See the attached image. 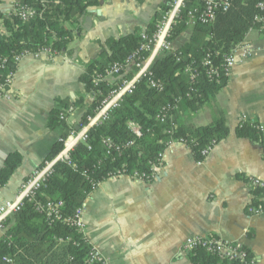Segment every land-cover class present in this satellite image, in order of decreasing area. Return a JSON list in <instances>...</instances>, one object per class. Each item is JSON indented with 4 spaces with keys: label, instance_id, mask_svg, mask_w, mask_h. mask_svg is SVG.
Listing matches in <instances>:
<instances>
[{
    "label": "crops",
    "instance_id": "crops-1",
    "mask_svg": "<svg viewBox=\"0 0 264 264\" xmlns=\"http://www.w3.org/2000/svg\"><path fill=\"white\" fill-rule=\"evenodd\" d=\"M95 1L86 15L67 25L76 35L69 54L54 58L44 52L29 54L16 66L10 88L13 98L0 101V169L12 153L22 156V164L0 189V207L15 199L22 182L61 138L62 128L48 126L50 114L59 102L75 103L85 96L80 79L86 67L99 58L105 43L136 29L147 31L171 0ZM14 2L0 0L3 17L14 12ZM259 28L251 30L243 44L264 46V32ZM184 32L172 41L174 50L186 45V39L176 45ZM5 33L0 20V35ZM189 36L190 42L192 30ZM160 57L155 56L151 65ZM135 74L130 67L127 77ZM105 81L114 85L118 78L106 76ZM85 109L72 114L66 124L76 129ZM220 110L226 113L229 136L203 163L196 161L186 145L173 143L152 182L112 177L89 195L84 202V236L108 264H192L181 253L183 243L191 237L238 243L251 253L255 264H264V213L248 212L254 202L249 180L264 182V150L236 135L241 122H258L264 131V54H253L235 64L221 92L200 110L182 114L187 124L207 126ZM4 234V230L0 232V239Z\"/></svg>",
    "mask_w": 264,
    "mask_h": 264
},
{
    "label": "trees",
    "instance_id": "trees-1",
    "mask_svg": "<svg viewBox=\"0 0 264 264\" xmlns=\"http://www.w3.org/2000/svg\"><path fill=\"white\" fill-rule=\"evenodd\" d=\"M20 1L35 10L36 15L23 21L16 12L9 18L0 13L6 31L0 35V60L7 61V69L0 71L3 79L16 72L14 59L18 55L37 54L45 49L56 56L69 54L68 47L76 35L67 25H74L97 4L95 0ZM259 1L233 0L230 10L219 13L212 25L192 27V38L188 44L155 61L151 74L143 78L132 93L124 96L120 107L112 111L110 119L104 125L91 129L87 142L76 146L71 154L76 168L58 164L40 190L38 202L63 204L60 216L47 217L36 211V203L25 202L19 212L6 220L5 234L0 239V264H9L3 261L5 257L12 260L11 264H99L90 262L96 249L86 240L84 232L73 225L72 219L101 182L118 176L132 177L138 173L145 175V182L150 183L157 177L154 169L162 167L163 155L171 144L186 145L196 161L202 162L205 160L202 156L204 150L217 146L229 136L225 111H217L215 119L207 126L187 124L183 112L200 110L227 86L229 74L224 60L244 42L251 30L259 28L255 21L260 15L257 9ZM193 6L188 5L183 11V18ZM158 18L145 31L150 36L156 31ZM187 28L186 19L178 23L171 41ZM141 34L142 31L136 29L127 36L106 42L99 58L86 67L80 80L85 87V96L92 95L95 99L83 116V122L95 113L109 92L119 86L118 81L110 85L102 78L114 64H123L139 48ZM207 56H210L213 69L218 71L213 80L207 76L209 67L203 65ZM187 66L198 74L197 81H191L185 74ZM151 82L157 86L153 87ZM85 96L73 104L59 102V108L51 112L48 126L51 130L62 128L63 139L67 138L72 128L60 119L62 109L70 104L82 109ZM169 106L177 108L171 110ZM162 118L164 122H161ZM131 124L140 128V137L134 135ZM236 135L260 144L264 150V131L258 122H241ZM106 139L112 142V148L104 144ZM62 149L63 144L57 141L47 158L56 157ZM21 164L19 153L7 157L0 169V189ZM251 193L254 195L252 207L264 206V201L260 200L264 191L252 189ZM244 249L248 255L245 262L222 259L202 247L195 248L187 256L192 264L255 262L251 253Z\"/></svg>",
    "mask_w": 264,
    "mask_h": 264
},
{
    "label": "built area",
    "instance_id": "built-area-1",
    "mask_svg": "<svg viewBox=\"0 0 264 264\" xmlns=\"http://www.w3.org/2000/svg\"><path fill=\"white\" fill-rule=\"evenodd\" d=\"M16 14L23 21H28L32 19L36 12L31 7L23 5L20 0H15ZM189 4H194L187 13L191 24L209 25L215 21L219 13H225L230 10L233 4V0H171L167 9H165L161 14V19L156 25V31L152 36L148 33L143 32L141 34V43L139 48L131 54L123 64H114L110 70L107 72L106 76H114L118 78L119 86L114 88L109 92V94L101 102L100 106L95 110L93 116L87 118V124L84 127V132L81 136L82 141L87 139V130L92 127H98L102 125L106 120L109 119L110 114L113 110L120 107L124 96L132 93L137 84L140 81L151 74L152 65L149 63V58L155 56H162L164 54H169L174 51L173 43L171 41V35L175 28L176 21L182 16L183 11L188 8ZM257 9L260 15L256 16L255 21L259 25V30L264 32V0H260L257 4ZM255 49V50H253ZM44 53H49V50H43ZM253 54H264V46L257 48H251L249 44H240L233 52L225 58L224 65L228 74H230L231 69L235 64L245 62L253 56ZM29 54H21L15 57V65L18 66L19 63L27 57ZM212 61L210 56L204 60L203 65L209 67L207 71V76L209 79L213 80L217 76L218 71L213 69ZM135 69L136 74L133 78L127 77V72L129 68ZM7 69V61L0 60V71ZM15 73H10L6 77H0V97L1 95H6L9 99L12 98V93H6L5 90L8 89L14 80ZM185 74L189 76L191 81L195 82L198 80V74L194 73L191 66L185 68ZM105 78H102V80ZM153 87L157 85L151 82ZM11 88V87H10ZM9 88V90H10ZM93 103L95 97H89ZM171 110L177 107H170ZM60 114V119L62 121L68 120L70 113L74 112V107L70 106V112L67 113L65 109H62ZM164 118V117H163ZM161 122H164V119ZM132 130L136 136H140V129L135 124H131ZM73 135V132L71 133ZM76 140L73 136L68 140L64 141L60 139V142L64 144V150L54 158L45 159L34 171L33 173L21 184V187L15 196L13 201L5 202L0 207V232L5 229V221L13 214L19 212L24 206L25 202L36 203V211L40 214H45L47 217L60 216V209L63 207L61 202H38L37 196L40 190L45 186L46 182L53 175L55 167L58 164H66L72 168H76L75 163L72 161L71 152L74 151V147L77 142L73 145L72 142ZM108 148H112L110 141L106 142ZM213 148H208L203 151L202 156L207 157ZM160 168L154 169L157 173ZM135 180L144 181L145 175H140L136 173L132 176ZM249 186L251 189H259L264 191V182L260 179L251 178L249 180ZM264 201V195L262 199ZM84 211L85 206L82 205L75 213L72 219L73 225L81 232H85L86 225L84 221ZM249 214L258 215L264 213V206L258 208L250 207L248 209ZM205 248L207 252L218 255L222 259L229 261H246L248 255L246 250L238 243L230 242L216 237L200 238L191 237L188 238L182 245L181 253L188 255L195 248ZM4 262L11 264L12 260L5 257ZM91 263L107 264V261L101 256V254L96 250L92 255ZM248 264H255L254 261Z\"/></svg>",
    "mask_w": 264,
    "mask_h": 264
},
{
    "label": "rangeland",
    "instance_id": "rangeland-1",
    "mask_svg": "<svg viewBox=\"0 0 264 264\" xmlns=\"http://www.w3.org/2000/svg\"><path fill=\"white\" fill-rule=\"evenodd\" d=\"M185 34L184 35H182L180 38H179V40L177 41V43H176V45H180V44H183L184 43V41H185V39H186V44L189 42V34L191 33V28H187L186 29V31L184 32ZM41 53V52H40ZM38 54V53H37ZM47 55H49V57L50 58H54V57H56V55H53L50 51H49V53H47ZM161 57H163V55L161 56ZM15 75V74H14ZM12 86V85H11ZM10 86V87H11ZM9 87V88H10ZM9 88L8 89H6L5 90V92L6 93H12V98H13V92L11 91V90H9ZM10 91V92H9ZM87 96L88 95H86L85 97H86V99H87ZM11 97L8 99L7 98V96L6 95H1V97H0V101L1 100H11L12 99ZM80 98V97H79ZM78 98V99H79ZM77 99V100H78ZM84 100L86 103H87V100ZM90 99V98H89ZM90 101H91V99H90ZM71 104H73V103H71ZM70 104V105H71ZM90 104H92V101H91V103ZM70 105H68L67 107H65L64 109L66 110V112L67 113H69L70 112ZM59 108V105H58V107H57V109ZM86 108V109H85ZM82 109H85V111L82 113V116H81V120L78 122V124L76 125V129H72L70 132H69V135L67 136V138L66 139H63L62 137L60 138V139H62V140H64V141H68L72 136L74 137V138H76V140H74L73 142H72V144L74 145L76 142H77V140H78V143L76 144V146L78 145V144H80V143H82V144H84V143H86L87 142V139H86V141H82V139H81V136H82V134H83V132H84V127L86 126V124H87V118L89 117H87L86 118V121H84L83 122V116L85 115V113L87 112V106L85 107V103H84V108H82ZM78 110H81V109H76L75 107H74V112H72V113H70L71 115L72 114H74V113H76ZM83 111V110H82ZM71 115H69L68 116V118L71 116ZM94 115V114H93ZM93 115H90V116H93ZM111 115V114H110ZM109 119H110V117H109ZM108 119V120H109ZM108 120H106L102 125H104ZM102 125H99L98 127H100V126H102ZM138 127V126H137ZM93 128H96L95 126L94 127H92V128H89L88 130H87V137H88V133L90 132V130L91 129H93ZM140 129V128H139ZM131 130H132V127H131ZM73 132V135L71 134ZM132 132H133V130H132ZM134 133V132H133ZM134 135H135V133H134ZM136 136V135H135ZM140 136H141V132H140ZM140 136H137V137H140ZM60 139H59V141L58 142H60ZM107 141H110L109 139H106V140H104V144L105 145H108L109 146V144H107L106 142ZM60 143H62L63 144V142H60ZM110 144H111V147H113V144H112V142L110 141ZM76 146L74 147V149L76 148ZM110 147V146H109ZM63 148H64V144H63ZM213 149H212V151L214 150V148L215 147H212ZM64 149H62L61 150V152L63 151ZM211 151V152H212ZM60 152V153H61ZM73 152V151H72ZM72 152H71V154H72ZM211 152L209 153V155L211 154ZM59 153V154H60ZM58 154V155H59ZM208 155V156H209ZM207 156V157H208ZM207 157H204V159H206ZM47 159H49V158H47ZM204 161H202V162H198V163H203ZM56 168V167H55ZM256 179H258V178H256ZM26 180V179H25ZM24 180V181H25ZM23 181V182H24ZM22 182V183H23ZM142 182H145V180L144 181H142ZM21 187V186H20ZM25 204V203H24ZM84 205V204H83ZM85 212V211H84ZM6 222V221H5Z\"/></svg>",
    "mask_w": 264,
    "mask_h": 264
},
{
    "label": "bare ground",
    "instance_id": "bare-ground-1",
    "mask_svg": "<svg viewBox=\"0 0 264 264\" xmlns=\"http://www.w3.org/2000/svg\"><path fill=\"white\" fill-rule=\"evenodd\" d=\"M16 11V6H15V8H14V12ZM259 11V10H258ZM161 15L162 14H160V17H159V20L161 19ZM184 19H186V25H187V27H189V28H192V27H195V26H197V25H200V24H195V25H193V24H191V22H190V20H189V17H188V15H186L184 18L181 16L177 21H176V24H178V23H181ZM173 43V42H172ZM174 48V47H173ZM147 58H149V63H152V60H153V58L154 57H150V56H148V55H145ZM153 67V66H152ZM135 70V69H134ZM136 71L137 70H135V73H136ZM133 178V177H132Z\"/></svg>",
    "mask_w": 264,
    "mask_h": 264
},
{
    "label": "water",
    "instance_id": "water-1",
    "mask_svg": "<svg viewBox=\"0 0 264 264\" xmlns=\"http://www.w3.org/2000/svg\"><path fill=\"white\" fill-rule=\"evenodd\" d=\"M87 21L89 22V20L87 19Z\"/></svg>",
    "mask_w": 264,
    "mask_h": 264
}]
</instances>
